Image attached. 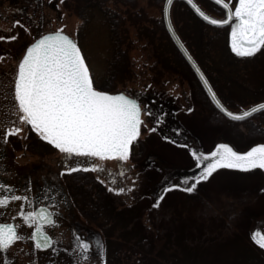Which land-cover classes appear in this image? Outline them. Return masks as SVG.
Listing matches in <instances>:
<instances>
[{"label": "rangeland", "instance_id": "1", "mask_svg": "<svg viewBox=\"0 0 264 264\" xmlns=\"http://www.w3.org/2000/svg\"><path fill=\"white\" fill-rule=\"evenodd\" d=\"M207 1L199 2L202 8L223 18L222 10ZM237 2L232 0V6ZM139 6L144 9L149 29L157 31L156 41L154 45L145 39L138 42L136 31L128 25L132 43L127 40L124 45L132 44V65L126 63L115 74L111 68L113 42L103 19L101 24L97 17L89 31L84 32V52L79 45L78 28L82 21L74 0H0V36H16L13 40H0V137L5 128L15 125L22 129L15 135L24 138L17 146H4L9 157L0 170V179L14 190L10 193L3 189L4 195L28 197L11 199L1 206L0 220L15 217L21 211L33 212L47 195L42 192L52 188L54 202L50 208L59 228L56 238L73 245L76 233L83 234L95 249L92 264L97 256L112 264H137L143 252L169 264H264V248L251 238L253 232L264 234V169L222 167L208 180L200 181L192 193L183 190L194 182L192 177L187 183L182 179L187 175L184 171L195 167L193 149L206 153L217 144L226 143L237 151H247L264 143V135L247 120L235 122L226 118L211 103L170 37L158 29V21L163 22V2L151 6L143 0ZM105 7L112 8L113 2L108 1ZM172 18L230 109L241 112L264 101V48L253 56L240 57L231 51L230 27H205L192 11L190 14L177 6L172 8ZM15 20L21 24L13 26ZM57 30L76 41L94 87L144 98L140 135L128 160L75 154L68 158L44 141L30 124L19 120L21 113L14 92L19 60L40 35ZM160 53L165 56L159 58ZM147 98L155 102L150 104L163 108L171 130L154 125L146 112L150 106ZM13 147L14 151L10 150ZM77 163L99 167L60 174L63 168H75ZM170 184L181 187L165 191ZM114 187L128 190L110 191ZM61 190L68 191L69 200L62 197ZM77 192L89 198L94 210L79 200ZM158 196L163 199L155 206ZM96 241L103 245L102 253ZM141 264L155 263L143 260Z\"/></svg>", "mask_w": 264, "mask_h": 264}, {"label": "snow or ice", "instance_id": "2", "mask_svg": "<svg viewBox=\"0 0 264 264\" xmlns=\"http://www.w3.org/2000/svg\"><path fill=\"white\" fill-rule=\"evenodd\" d=\"M171 2L172 0H167V4L170 5ZM188 3L203 20L212 25H228L235 18L231 24L230 45L231 51L237 56L250 57L264 48V0H238L234 8L226 0H216V3L222 6L226 18H213L193 3V0H188ZM17 24H21V21L13 22V26ZM13 39H16V36H0V40ZM204 83L208 84L207 79ZM14 92L21 113L19 120L30 124L44 141L66 153L68 158L75 154L126 161L129 159L132 142L140 135L141 104L125 93L110 94L94 87L89 66L81 49L76 41L62 30L40 35L27 46L18 63ZM209 92L227 117L233 120L241 121L258 111H264V102L241 112L230 111L216 99V93L210 86ZM156 123H160V120ZM21 131L20 127L12 125L6 128L2 138L7 141L10 135ZM191 155L196 162L195 166L203 167L192 177L194 182L183 188L188 193L196 190L200 181L208 180L222 167L243 171L264 169V143L255 144L247 151H237L229 144L219 143L214 150L206 153L193 149ZM98 167V165L85 167L77 163L75 168L71 166L63 168L60 174L81 168L95 170ZM182 179L187 183V177ZM180 187L181 185L170 184L165 191ZM0 188L10 193L14 191L6 184H0ZM127 190L125 187L110 188V191L116 193H124ZM11 199L27 200L28 197L2 196L0 205ZM162 199L163 196H158L155 206H158ZM20 215L29 224H36L35 231L31 234V239L35 242L34 247L48 249L52 241L42 224L55 223L49 207L42 204L38 211L29 213L21 211ZM22 238L14 224H0V249L7 250ZM251 238L264 248V234L253 232ZM77 246L80 248L77 264H92V252L95 249L90 251L87 240H80ZM96 246L102 253L103 245L100 241H96ZM96 264H106V261L97 256Z\"/></svg>", "mask_w": 264, "mask_h": 264}, {"label": "trees", "instance_id": "3", "mask_svg": "<svg viewBox=\"0 0 264 264\" xmlns=\"http://www.w3.org/2000/svg\"><path fill=\"white\" fill-rule=\"evenodd\" d=\"M108 1L113 2L112 8L105 7ZM140 1H143V0H74L75 10L77 11L78 17L82 21L81 25L78 28V35H79L78 42L83 52H84V49H83V45L81 44V38L82 36L85 35L84 32L87 33L89 31L90 25L97 19V17L98 18L100 17L101 24H104V22L105 24H107L108 37L112 39V42H113L114 63L111 66V68H113L112 73L117 74L118 70H120L123 67V65H125L126 63L132 65V59L129 57V49L131 48L130 45L132 46V44L128 45V47L124 45L127 42V40H129L130 43H132V41L130 40V31H129L130 27L128 25H130L136 31V37H137L138 42H141L142 40L145 39L150 45H154L156 41L155 34L157 33V31L155 32V31L150 30L151 28L149 27V25H147V21L144 18V15H145L144 9L139 6ZM164 1L165 0H146V2L151 6H158L159 4H161V2L164 3ZM196 1L199 3L202 0H196ZM207 2H210V1H207ZM174 6L183 7V9L186 10L187 13L191 14L190 9L182 1L176 2ZM102 19L104 20V22L101 21ZM200 22L205 27H211L202 21ZM158 26H159L158 29L164 34V36L168 37L167 32L165 31L163 27L164 24L161 19L158 21ZM214 29H218V28L214 27ZM145 48L147 47L145 46ZM188 48L190 49L194 57L197 59V61L202 66L199 60V57L197 53L194 51V49L192 48L193 49L192 50L190 46H188ZM155 49L156 48H154V50ZM177 54L180 56L178 52ZM164 56L165 55L163 53L159 54V58L161 57L163 58ZM130 67L131 66H129L128 68ZM202 68L204 69V71L206 72L208 78L210 79L212 83L213 81L211 80V76L207 73L206 69L203 66ZM197 85H198V82H197ZM198 88L202 91L199 85H198ZM247 121L248 123H252L253 127L256 128L262 135H264V111L258 113L257 115L253 116L251 119H248ZM202 167L203 166L201 167L195 166L194 168L188 171H184L187 174L186 177L187 178L194 177L196 174H198L202 170ZM182 177L184 178L185 176H182ZM76 194L80 197L79 200L81 202H84L85 204H89L88 207H90L91 211L94 210L95 206L92 204L90 205V200L88 197L83 196L81 192H77ZM114 196H115V193L112 194V198H111L112 201L115 199ZM106 198L108 200V196H106ZM109 212L110 211L108 210L107 213ZM142 254L143 256L139 257V259L137 260V264H141L143 260H151V262L155 264H169L167 262L164 263L163 261H159L156 257H152V255H148L145 252H143ZM105 261H106V264H112L111 262H109V260H105Z\"/></svg>", "mask_w": 264, "mask_h": 264}, {"label": "flooded vegetation", "instance_id": "4", "mask_svg": "<svg viewBox=\"0 0 264 264\" xmlns=\"http://www.w3.org/2000/svg\"><path fill=\"white\" fill-rule=\"evenodd\" d=\"M136 99L140 102L142 107H145L143 106L145 102L141 103V101L144 99L143 97ZM147 102L149 104L152 102L155 103L150 98H147ZM144 111L145 108L143 109V112ZM146 112H148V114L151 113L149 115L154 120V125L158 129L163 128L162 126H164L166 130L168 129L171 130V127L168 124V120H166V117L164 115H161L163 112V108L150 104V106L147 107ZM157 120H160V123H156ZM179 133H180L179 130H177V134ZM19 134L20 133H18V135ZM18 135L15 134L10 135L7 138V143L5 142V139L0 137V170L5 166L6 160L9 157V154L5 152L4 146H8V147L17 146L18 145L17 142L22 143L24 141V138H22V136L18 137ZM14 148L15 147L10 148V150L14 151ZM87 183L88 182H86V184ZM0 184H3L1 179H0ZM44 192H47V195H45L44 197L42 195L43 199L41 203L37 205L32 203L36 205L34 211H36L38 208L41 207L42 204H44L48 206L49 210L52 212L50 207L53 205L52 202H54L53 201L54 190L52 188H47L46 191L44 190L42 193ZM61 193H62V197H64L66 201L69 200L68 191L64 190L62 192L61 190ZM4 194L5 193L3 192V188H0V197L7 196ZM37 198L38 196H36L35 199ZM7 203L8 201L6 202V204L0 205V207L7 205ZM52 214H53L52 218L55 221L54 213L52 212ZM68 221H72V219H69ZM5 223L14 224L16 226L17 232L21 234L23 238L14 242V244L11 245L7 250L0 249V264H43L46 262L49 263V261L51 264H77L80 254L79 251L80 248L77 245L80 240H86L84 239L83 234L76 233L75 243L73 245L71 243L68 245L62 239L56 238V231L59 229L57 228V225L51 222L45 223L42 224V227L44 231L51 237V241H52L51 246L48 249H36L34 247L35 242L31 239V234L35 231V227H36L35 223L29 224L27 221L24 220V217L20 215V212L15 217H11L10 219L0 220V224H5ZM91 250L93 249L92 246L90 245V251ZM45 255L48 256L46 257Z\"/></svg>", "mask_w": 264, "mask_h": 264}, {"label": "water", "instance_id": "5", "mask_svg": "<svg viewBox=\"0 0 264 264\" xmlns=\"http://www.w3.org/2000/svg\"><path fill=\"white\" fill-rule=\"evenodd\" d=\"M177 1H182L184 2L187 7L195 14V16H197L201 21L205 22L206 24L210 25V26H214V27H228L230 26L233 21H230L228 25H223V26H216V25H212L210 22L203 20L198 13H196L195 9L192 7V5H190L188 3V0H172L171 4H167V0L164 1V5H163V23H164V27L168 33V35L170 36L174 46L177 48V50L179 51V53L181 54L182 58L184 59V61L188 64V66L191 68V70L193 71V73L195 74V76L197 77L198 81L200 82V84L202 85L203 89L205 90L207 96L209 97L210 101L212 102V104L215 106V108L222 114L224 115L226 118L231 119L229 117H227L226 113L223 112V109L220 108L219 105L216 104L215 100L212 97V93L209 92V86L211 87L212 91L216 93L215 89L213 88L212 84L210 83L208 77L206 76V74L204 73V71L202 70V68L200 67V65L198 64V62L196 61V59L194 58V56L192 55V53L190 52V50L188 49V47L186 46V44L184 43V41L182 40V38L180 37L179 33L177 32L175 25L173 23V19H172V7L174 5L175 2ZM212 3H214L215 5H217L218 7H220L222 9V6L216 3V0H209ZM226 2H228L230 5L231 3L229 1L226 0ZM193 3H195L198 7H200L206 14L212 16L213 18H217L214 17L213 15L209 14L208 12H206L197 2L196 0H193ZM223 18H226L225 14L223 16ZM46 35V34H45ZM67 35V34H66ZM70 37V36H69ZM71 38V37H70ZM182 45V46H181ZM79 47V46H78ZM82 53V51H81ZM83 55V53H82ZM189 57H191V59H189ZM86 62V61H85ZM199 69V70H198ZM201 73L203 75H201ZM207 79L208 84L204 83V80ZM121 93V92H120ZM124 93V92H122ZM110 94H117V93H110ZM126 94V93H125ZM128 95V94H126ZM129 96V95H128ZM130 98H133L131 96H129ZM135 99V98H133ZM216 99L220 100L221 104L224 105V107L228 108L230 111H233L232 109H230L229 107H227L222 100L220 99V97L218 96V94L216 93ZM264 102V101H263ZM261 103V102H260ZM258 104V103H257ZM252 107V106H251ZM247 110V109H246ZM235 112V111H234ZM262 111H258L256 113H254L252 116H250L249 118L255 116L256 114L260 113ZM141 117H142V112H141ZM249 118H245L244 120L241 121H245ZM233 120V119H231ZM236 121V120H234ZM138 138V137H137ZM135 141V140H134ZM133 141V142H134ZM132 142V144H133ZM132 147V145H131ZM39 208L36 210L38 211ZM51 246V244H50Z\"/></svg>", "mask_w": 264, "mask_h": 264}]
</instances>
